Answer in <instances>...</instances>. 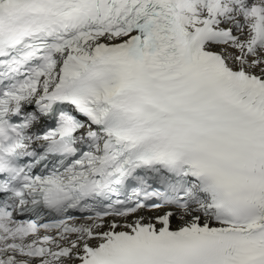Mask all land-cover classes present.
<instances>
[{"label":"snow or ice","instance_id":"1","mask_svg":"<svg viewBox=\"0 0 264 264\" xmlns=\"http://www.w3.org/2000/svg\"><path fill=\"white\" fill-rule=\"evenodd\" d=\"M0 264H264V0H0Z\"/></svg>","mask_w":264,"mask_h":264},{"label":"bare ground","instance_id":"2","mask_svg":"<svg viewBox=\"0 0 264 264\" xmlns=\"http://www.w3.org/2000/svg\"><path fill=\"white\" fill-rule=\"evenodd\" d=\"M174 226H175V224H174Z\"/></svg>","mask_w":264,"mask_h":264}]
</instances>
